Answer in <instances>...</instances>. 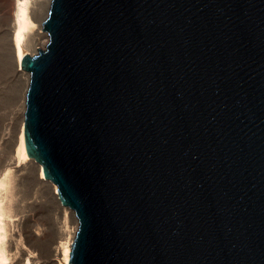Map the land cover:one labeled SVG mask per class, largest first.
Masks as SVG:
<instances>
[{
    "label": "water",
    "instance_id": "1",
    "mask_svg": "<svg viewBox=\"0 0 264 264\" xmlns=\"http://www.w3.org/2000/svg\"><path fill=\"white\" fill-rule=\"evenodd\" d=\"M42 22L25 146L78 219L69 264H264V0H49Z\"/></svg>",
    "mask_w": 264,
    "mask_h": 264
},
{
    "label": "bare ground",
    "instance_id": "2",
    "mask_svg": "<svg viewBox=\"0 0 264 264\" xmlns=\"http://www.w3.org/2000/svg\"><path fill=\"white\" fill-rule=\"evenodd\" d=\"M48 1L49 0H14V18L12 16L7 19L2 14V5L0 4V45L3 46L4 50V54L0 53L2 57L4 56L3 58L0 56V73L2 72L6 78L14 77L17 80H21L23 79V76H27V88L25 92V103L23 110L24 119L27 107L29 74L28 72V75H26L24 72H21V61H24L25 58L29 56L28 51L31 48L33 36L41 38L39 30L44 29L43 22L40 25H36L33 22L35 16H39V14L41 15L44 12ZM40 45L44 46L40 50H45L47 47V43H40ZM36 53H39V49ZM6 135L7 133L3 137L4 142H2V144H5V147L2 145L4 149L1 150L3 153L1 155V162L7 163V165L5 166L4 170L0 172V264H69L72 247L79 227L76 214L73 210L61 206L59 188L57 185L44 183L43 166L41 164L27 160V150L25 146V124L23 122L20 123V126L16 128V130L8 138ZM14 171H16V173H20L22 171L25 172V175L23 174L24 177L21 180V183L30 184L37 182L36 184L41 185V187L46 189V194L51 195L52 193L56 199L60 201L58 204L60 206V213L63 219V227H67L68 225L67 209L71 211L69 216L72 224H76L74 227L75 232L73 233V237H66V241H61L60 246L54 249L55 251L53 256L58 257L57 260H50L49 257L43 256H40L41 258H39L41 260L46 259L42 262H39V259H25V254L22 252L19 253V247L15 248L19 253L18 256L17 254H12V249L15 246H10V244H14L13 240H11L12 235L10 234V225L13 224L16 215L13 212L14 210L13 205L11 204L10 194L12 190L11 184L14 179ZM15 208L16 211L19 210L20 212L24 210H22L21 207ZM64 235H67L66 231ZM9 240H11L10 244ZM52 253L53 250L50 252V254Z\"/></svg>",
    "mask_w": 264,
    "mask_h": 264
},
{
    "label": "rangeland",
    "instance_id": "3",
    "mask_svg": "<svg viewBox=\"0 0 264 264\" xmlns=\"http://www.w3.org/2000/svg\"><path fill=\"white\" fill-rule=\"evenodd\" d=\"M0 4L2 5L1 10L4 17L7 19L13 16L14 18V0H0ZM42 15L43 13L39 14V17H42ZM40 47L43 48L44 46L40 45ZM37 51L38 49H35V53ZM0 53L4 54L2 45H0ZM29 53L30 50L28 51ZM0 56L2 57L1 54ZM24 73L28 75L27 72ZM26 88L27 76L17 80L14 77L6 78L2 72L0 73V172L7 165V163L1 162V155L3 154L1 150L5 147V144H2L4 142L3 137L6 133L7 138L11 136L16 128L20 126V123L23 122ZM23 174L25 175L24 171L20 173L14 171V179L11 184V204L16 215L13 224L10 225L11 240L15 244H10L11 240H9L10 246H15L13 249L11 248L13 250L12 254H17L18 256L22 252L25 254L24 258H30V260L32 258L33 260H38L41 258L40 256L49 257L50 260H57L58 257L53 256L54 249L60 246L61 241H66V237H73L75 232L74 227L76 224H72L69 216L71 211L67 209L68 225L63 227V219L58 204L60 201L52 193L51 195L46 194V189L36 184L37 182L30 184L21 183L24 177ZM15 207H21L24 210L22 212L16 211ZM65 231L67 233L66 236L64 235ZM16 247H19V253L15 249ZM50 249L53 250L52 254H50L52 252ZM44 260L46 259H39V262Z\"/></svg>",
    "mask_w": 264,
    "mask_h": 264
}]
</instances>
